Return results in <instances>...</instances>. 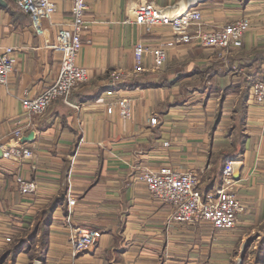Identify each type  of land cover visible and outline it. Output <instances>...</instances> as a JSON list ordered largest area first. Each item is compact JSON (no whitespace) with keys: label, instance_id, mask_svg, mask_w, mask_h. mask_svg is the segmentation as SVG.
<instances>
[{"label":"crops","instance_id":"0c3cea01","mask_svg":"<svg viewBox=\"0 0 264 264\" xmlns=\"http://www.w3.org/2000/svg\"><path fill=\"white\" fill-rule=\"evenodd\" d=\"M4 1L0 2V46L13 47L15 64L8 83L0 84V141L8 140L21 125V142L33 149L34 156L0 159V245L32 227L38 210L63 193L75 202L65 210L55 209L42 264H264V254L256 261L251 251L255 241L245 247L250 237L261 233L264 221V104L252 101L250 88L244 149L225 157L235 161L236 194L245 206L234 228L215 229L207 221H170L171 206L154 200L139 178L142 167L169 165L198 172L200 188L208 184L214 154L229 145L224 134L230 124L229 107L225 109L222 102L236 94L201 90L199 84L190 89L185 84L201 83L195 68L210 65L215 73L208 84L236 83L241 68L236 72L235 67L240 62L233 59L225 66L229 69L221 68L224 59L216 58V49L179 42L169 48L161 67L147 66L142 79L148 85L116 88L110 74L131 67L138 41L154 45L172 33L166 26L149 31L133 20L123 22L127 7L139 0H86L90 23L82 35L77 63L88 69V78L71 91L67 102L56 98L41 114L28 116L20 99L26 91L39 93L56 77L61 54L51 44L57 30L71 22L72 0H54L57 8L42 19L41 33L13 0ZM153 1L174 11L194 5L206 28L244 15L253 26V18L264 15V0ZM252 28L244 33L241 46L232 50L235 55L253 49ZM106 88L113 90L112 95L105 96ZM118 94L131 99L130 118H121L116 106L107 112L105 102ZM212 98L214 107L218 104L210 111ZM16 175L35 180L37 190L20 192ZM75 226L99 232L92 247L77 255L70 242ZM27 260L24 253L16 257L17 263Z\"/></svg>","mask_w":264,"mask_h":264},{"label":"built area","instance_id":"2783aa9c","mask_svg":"<svg viewBox=\"0 0 264 264\" xmlns=\"http://www.w3.org/2000/svg\"><path fill=\"white\" fill-rule=\"evenodd\" d=\"M13 2L19 10L29 15L30 25L38 33L43 31L42 19L49 18L57 8L54 0ZM86 7V0H72L71 22L57 30L51 44L61 54L56 77L39 93L29 95L26 91L20 99L28 116L41 114L56 98H62L67 102L71 91L88 78V69L77 63L78 54L83 46L82 35L89 29L90 23L85 16ZM131 20L149 31L154 27L166 26L172 34L171 37L160 39L154 45L138 41L133 48L131 67L112 71L111 83H120L139 76L147 70L148 65L152 68L161 67L166 62L169 48L179 42L218 48L222 51L219 55L223 57L226 49L241 46L244 33L251 27L250 18L241 16L217 28H206L202 24L200 9L194 5L181 11H174L157 5L153 0H139L128 6L123 22ZM86 42H90V39ZM14 64L13 47L0 46V84L8 83V78L14 71ZM112 93L113 90L107 89L105 96ZM250 95L253 102L264 104V80L252 81ZM105 104L107 112H112L116 106L121 118H130L132 103L127 95L118 94ZM150 123H156V118L152 117ZM23 135V126L19 125L11 131L8 140L0 141V159L18 161L33 158V149L21 142ZM163 145L166 146L167 142L165 141ZM234 165L233 158L225 159L221 182L206 192L200 189L202 176L193 170L179 171L169 165H162L156 169L142 167L139 178L154 200L171 206L168 215L170 221L191 224L207 221L215 229H231L237 224L238 214L245 210L242 200L236 194L238 179L234 176ZM14 181L22 193H34L38 188L35 180L26 179L21 175H16ZM74 202L75 199L69 196L67 205L70 206ZM98 236L99 232L91 227L72 228L70 242L73 254L77 255L91 248ZM6 240L9 241L10 237H6ZM3 246L0 245V249Z\"/></svg>","mask_w":264,"mask_h":264},{"label":"trees","instance_id":"16d2710c","mask_svg":"<svg viewBox=\"0 0 264 264\" xmlns=\"http://www.w3.org/2000/svg\"><path fill=\"white\" fill-rule=\"evenodd\" d=\"M242 2L246 3L247 0H242ZM229 59L230 65H232L233 59H235L240 62L236 65V67H244L247 69L241 74L237 83L227 84L223 87H212L207 84V81L215 73L212 65L208 66L206 69L195 68V71L201 75V84L198 85V87L196 86L198 89L203 90L206 88L207 90L209 89L208 91L220 90L222 93L229 92L236 94L235 105L233 106L232 111V121L226 128L227 136L229 137V145L219 149L214 154L213 162L208 174V184L205 187L200 188L205 192L221 182V173L225 163V157L227 155L241 153L243 151L245 140L247 138V134L244 131V125L250 84L254 79L264 80V67L261 64L264 62L263 54L250 52L247 53L246 56L233 55ZM251 67H254L255 70L257 68L258 73H263L261 78H255L252 76V73L256 71H250ZM248 74L253 77L251 81L247 79ZM142 77L143 74L135 76L130 80L112 84L116 86V88H133L148 85L149 82H144ZM66 205L67 197L63 195V193H57L49 199V201L45 203L36 213L35 223L33 226L15 234L12 239L0 249V264H3V262L8 258L15 259L19 253H24L26 255L28 264H32L34 259L43 261L47 250L49 227L53 213L58 206L65 210ZM259 230L261 233L254 234L250 237L247 245L245 246L247 248L249 244L255 241V245L251 251L256 254V261L259 259L260 255L264 254V221L260 224Z\"/></svg>","mask_w":264,"mask_h":264},{"label":"rangeland","instance_id":"374dc122","mask_svg":"<svg viewBox=\"0 0 264 264\" xmlns=\"http://www.w3.org/2000/svg\"><path fill=\"white\" fill-rule=\"evenodd\" d=\"M245 16V15H244ZM259 16H264V15H257V17L258 18H253L254 20V28H252V31H253V37H252V40L255 42V45H254V47H253V49H249L248 51H240V49L238 50V51H240V52H238V55H247V53H250V52H253V53H255V52H258V53H261V54H263L264 55V17L263 18H260ZM249 17V16H248ZM250 22H251V20H250ZM252 25H251V27H253ZM248 31H250V30H248ZM250 36V35H249ZM251 37H249V38H251ZM242 40H243V37H242ZM197 46H200V45H197ZM212 49H216V58L217 59H221V60H223L224 59V61H223V65H222V67L221 68H226L225 66L226 65H229L230 66V57L231 56H233V55H235L234 53H236L235 51H233L232 52V50H234V48L233 49H226L225 51H224V53H225V56H220L219 55V53H221L222 51H220V49H218V48H212ZM245 52H246V54H245ZM237 55V54H236ZM235 55V56H236ZM262 64V66L264 67V62H262L261 63ZM230 67H228V68H226V69H229ZM241 68V70H239ZM232 69V68H231ZM246 69L247 68H243V67H236V72L238 71V73H239V75H237V76H241V74L243 73V72H245L246 71ZM253 70H255V68L254 67H251V69H250V71H253ZM256 72H253L252 73V76L253 77H260L261 78V75H263V73H258V71H257V68H256V70H255ZM233 72V70L229 73V75L231 74ZM232 75V74H231ZM239 77L238 78H235V80L236 81H238L239 80ZM252 77V78H253ZM255 80V79H254ZM208 82L209 81H207V84H208ZM237 83V82H236ZM196 84H201V83H194V82H191V83H186L185 84V87L186 88H190V89H192V87L194 86V85H196ZM251 84H252V82H251ZM208 85H210V86H212L213 87V85H211V84H208ZM189 90V89H188ZM216 94H213V95H209V96H215ZM200 97V96H199ZM202 97V96H201ZM225 99V98H224ZM235 99H236V97H234V99H233V97H230V98H228L227 99V102H222V105H224L225 106V109L227 108V107H229V112H228V123H229V121H230V123H231V121H232V111H233V106L235 105ZM207 100V97H205V98H203V102H205ZM211 101H209L210 102V104L208 105V107H209V110L210 111H213V110H215V108H216V106H217V104L218 103H216V105H215V107H214V104H215V102H216V100H214V98H212V99H210ZM211 115H212V113H211ZM226 123H227V121H226ZM229 125V124H228ZM224 128H226L225 126H224ZM245 128H246V126L244 125V131H245ZM245 133H246V131H245ZM224 134H225V136H226V134H227V130H224ZM227 137V136H226ZM39 262V264H41L42 263V260L40 261V260H38V259H34V261H33V263H35V262ZM32 263V264H33ZM3 264H21L20 262H18L17 263V261H16V258L15 259H12V258H8L6 261H4L3 262ZM23 264H28V260L26 261V262H24Z\"/></svg>","mask_w":264,"mask_h":264},{"label":"water","instance_id":"95a60500","mask_svg":"<svg viewBox=\"0 0 264 264\" xmlns=\"http://www.w3.org/2000/svg\"><path fill=\"white\" fill-rule=\"evenodd\" d=\"M0 2L4 3L5 1L4 0H0ZM234 176H235V178H238V173L237 174H234ZM33 264H39V262L37 261V262H35Z\"/></svg>","mask_w":264,"mask_h":264}]
</instances>
